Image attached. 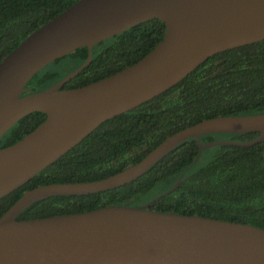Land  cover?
Masks as SVG:
<instances>
[{
  "label": "water",
  "instance_id": "95a60500",
  "mask_svg": "<svg viewBox=\"0 0 264 264\" xmlns=\"http://www.w3.org/2000/svg\"><path fill=\"white\" fill-rule=\"evenodd\" d=\"M163 22L161 39L144 56L88 84L62 88L91 60L94 44L139 22ZM264 39V0H75L30 31L0 59V136L24 115L45 117L0 148V197L50 165L104 120L173 86L207 57ZM86 48L84 61L46 88L24 85L54 59ZM257 132L251 139L209 133ZM201 150L248 146L264 139V112L201 119L164 137L143 157L104 178L36 185L0 215V264H264V229L249 223L108 204L87 211L17 219L31 203L55 195L95 194L127 184L182 141Z\"/></svg>",
  "mask_w": 264,
  "mask_h": 264
},
{
  "label": "trees",
  "instance_id": "16d2710c",
  "mask_svg": "<svg viewBox=\"0 0 264 264\" xmlns=\"http://www.w3.org/2000/svg\"><path fill=\"white\" fill-rule=\"evenodd\" d=\"M75 0H0V59L30 31ZM158 19L139 22L91 48L90 62L62 88L101 79L144 56L161 39ZM78 47L52 60L24 85L40 91L78 67L86 57ZM264 112V39L207 57L162 93L108 118L50 165L0 197V215L36 185L92 181L135 163L164 137L201 119L218 115ZM45 115L34 111L13 123L1 136L0 148L20 139ZM257 132L209 133L200 143L216 139L244 141ZM197 152L188 138L164 155L142 176L107 191L88 195H55L28 205L17 219L91 210L108 204L140 205L182 182L149 206L157 211L196 214L249 223L264 229V139L248 145L218 144Z\"/></svg>",
  "mask_w": 264,
  "mask_h": 264
}]
</instances>
